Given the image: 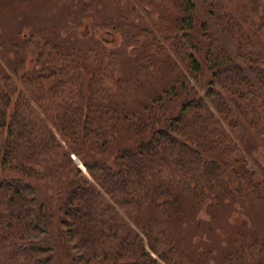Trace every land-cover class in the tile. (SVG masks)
I'll list each match as a JSON object with an SVG mask.
<instances>
[{"label": "trees", "instance_id": "trees-1", "mask_svg": "<svg viewBox=\"0 0 264 264\" xmlns=\"http://www.w3.org/2000/svg\"><path fill=\"white\" fill-rule=\"evenodd\" d=\"M135 4L148 25L104 22L128 54L61 43L51 64L0 72V264H52L38 236L53 225L70 264H195L180 201L264 207L228 130L264 141V0ZM37 177L59 186L39 204ZM253 236L239 231L214 264H264V231Z\"/></svg>", "mask_w": 264, "mask_h": 264}, {"label": "rangeland", "instance_id": "rangeland-1", "mask_svg": "<svg viewBox=\"0 0 264 264\" xmlns=\"http://www.w3.org/2000/svg\"><path fill=\"white\" fill-rule=\"evenodd\" d=\"M135 2L136 0H0V72L12 74L14 69H18L21 73H32L51 64L50 55H54L52 47L61 43L66 48L74 43L84 45L85 42L100 41L105 45L106 53L111 51L114 54H128L130 44L124 39V34L121 30L108 28L104 22L111 18L119 25L123 16H128L130 22L148 25L150 15H153L151 9L145 6L147 11L144 12ZM133 6L137 12H132ZM31 36L34 41L25 45ZM45 42L47 45H44ZM40 54L43 56L40 57ZM115 69L117 76L132 71L125 61ZM228 130L242 148L249 168L254 170L258 179L264 181V141H257L253 135H246L241 130ZM243 133L246 135L245 139ZM72 158L88 176L83 164L75 156ZM33 180L36 185L33 195L38 204L46 202L45 195L53 194L59 187L56 183L50 184L51 181L45 178L37 177ZM210 203L211 200H208L196 210L180 201L181 215L175 217L178 229L187 235L188 249L198 261L195 264H201L199 260L209 264L217 262L228 251V242L239 231L247 238L264 231L263 206L255 204V207L245 209L239 204L229 207L222 203L218 207H212ZM38 239L48 248L52 264H70L67 252L73 256L76 254L73 243L66 240L63 230L57 229L56 225L41 233Z\"/></svg>", "mask_w": 264, "mask_h": 264}]
</instances>
